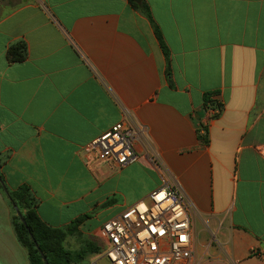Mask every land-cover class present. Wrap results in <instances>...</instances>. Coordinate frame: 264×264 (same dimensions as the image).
<instances>
[{"label": "crops", "instance_id": "obj_1", "mask_svg": "<svg viewBox=\"0 0 264 264\" xmlns=\"http://www.w3.org/2000/svg\"><path fill=\"white\" fill-rule=\"evenodd\" d=\"M145 1L169 48L170 78L130 0H0L5 181L29 186L53 227L89 215L65 247L89 251L75 264H109L91 216L163 187L157 153L193 208V264H264V0ZM19 42L27 57L11 62ZM213 92L224 105L217 118L204 106ZM124 120L149 142L137 143L135 163L120 168L85 150ZM198 225L212 238L201 254ZM0 264H31L1 190Z\"/></svg>", "mask_w": 264, "mask_h": 264}, {"label": "built area", "instance_id": "obj_2", "mask_svg": "<svg viewBox=\"0 0 264 264\" xmlns=\"http://www.w3.org/2000/svg\"><path fill=\"white\" fill-rule=\"evenodd\" d=\"M212 116L217 108L209 109ZM207 124L200 133L207 136ZM149 148L145 130L124 120L93 140L85 150L95 152L101 161H114L120 168L138 159L137 143ZM152 161L165 183L147 198L127 207L106 221L99 230L109 264H193L196 237L193 208L160 155Z\"/></svg>", "mask_w": 264, "mask_h": 264}, {"label": "trees", "instance_id": "obj_3", "mask_svg": "<svg viewBox=\"0 0 264 264\" xmlns=\"http://www.w3.org/2000/svg\"><path fill=\"white\" fill-rule=\"evenodd\" d=\"M131 6L140 11L150 22L153 31L163 53L167 60V76L171 77L170 52L165 42L162 31L155 22L151 9L145 0L137 3L136 0H130ZM27 57V45L25 42H19L10 46L7 52V58L11 62H22ZM218 92L207 93L204 95V106L206 109L217 108L223 111L224 105L219 100H215L214 96ZM219 114L215 115L217 118ZM200 139L205 143L209 142V135L201 136ZM4 185L8 189L9 195L5 193ZM0 190L7 197L13 211V225L19 242L25 247L29 254L31 264H75L84 260L88 250L80 252H72L66 249V239L76 233L80 225L89 218L84 215L73 222L66 228L53 227L43 221L37 211V199L27 185L20 186L17 189H10L5 181L2 173V162L0 159ZM111 204L109 201L106 205ZM17 207L25 222L18 216L15 209ZM92 252V251H91ZM47 258V262L44 261Z\"/></svg>", "mask_w": 264, "mask_h": 264}, {"label": "rangeland", "instance_id": "obj_4", "mask_svg": "<svg viewBox=\"0 0 264 264\" xmlns=\"http://www.w3.org/2000/svg\"><path fill=\"white\" fill-rule=\"evenodd\" d=\"M123 211L122 209H119V210H107L105 213H103L98 219L95 218V214H93L91 216V219H93V221L91 223H89V225H92L94 226V228L96 227H99L101 225H103L107 220L111 219L112 217H114L117 213ZM197 232H198V238H199V241H198V250H199V253H203V243H205L206 241L208 242H212V238L210 236H208L207 238L205 237V234L201 231V227L198 225L197 226ZM91 255L88 254V256Z\"/></svg>", "mask_w": 264, "mask_h": 264}, {"label": "water", "instance_id": "obj_5", "mask_svg": "<svg viewBox=\"0 0 264 264\" xmlns=\"http://www.w3.org/2000/svg\"><path fill=\"white\" fill-rule=\"evenodd\" d=\"M136 2H137V3H140L141 0H136ZM4 190H5V193H6L7 196H8V195H9V192H8V189L5 187V185H4ZM15 209H16V211H17L18 216L22 219L23 222H25L24 219H23V216H22V214H21V212H20V210H19L17 207H15ZM44 261L47 262V258H46V257H44ZM47 264H48V263H47Z\"/></svg>", "mask_w": 264, "mask_h": 264}]
</instances>
